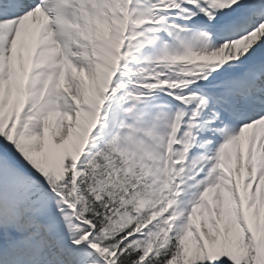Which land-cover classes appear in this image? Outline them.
<instances>
[{
	"label": "snow or ice",
	"instance_id": "1",
	"mask_svg": "<svg viewBox=\"0 0 264 264\" xmlns=\"http://www.w3.org/2000/svg\"><path fill=\"white\" fill-rule=\"evenodd\" d=\"M0 264H264V0H0Z\"/></svg>",
	"mask_w": 264,
	"mask_h": 264
}]
</instances>
